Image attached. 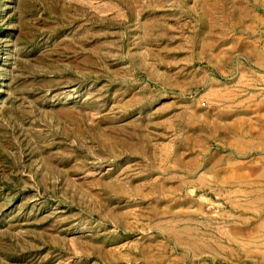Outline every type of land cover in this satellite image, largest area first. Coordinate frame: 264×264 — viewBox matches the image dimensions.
<instances>
[{
	"label": "rangeland",
	"instance_id": "rangeland-1",
	"mask_svg": "<svg viewBox=\"0 0 264 264\" xmlns=\"http://www.w3.org/2000/svg\"><path fill=\"white\" fill-rule=\"evenodd\" d=\"M0 264H264V0H0Z\"/></svg>",
	"mask_w": 264,
	"mask_h": 264
},
{
	"label": "bare ground",
	"instance_id": "bare-ground-1",
	"mask_svg": "<svg viewBox=\"0 0 264 264\" xmlns=\"http://www.w3.org/2000/svg\"><path fill=\"white\" fill-rule=\"evenodd\" d=\"M58 162V161H57Z\"/></svg>",
	"mask_w": 264,
	"mask_h": 264
}]
</instances>
